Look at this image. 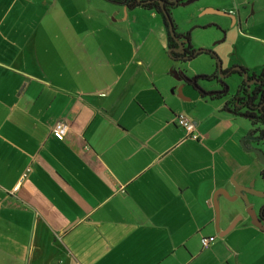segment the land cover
Here are the masks:
<instances>
[{
	"label": "crops",
	"instance_id": "1",
	"mask_svg": "<svg viewBox=\"0 0 264 264\" xmlns=\"http://www.w3.org/2000/svg\"><path fill=\"white\" fill-rule=\"evenodd\" d=\"M94 3L0 0V264H239L242 246L217 233L256 231L241 202L263 167L236 126L217 135L238 118L228 98L181 86L199 74L174 71L160 24L121 54L124 28L102 35Z\"/></svg>",
	"mask_w": 264,
	"mask_h": 264
},
{
	"label": "rangeland",
	"instance_id": "2",
	"mask_svg": "<svg viewBox=\"0 0 264 264\" xmlns=\"http://www.w3.org/2000/svg\"><path fill=\"white\" fill-rule=\"evenodd\" d=\"M102 7L106 9L103 10V14H99L98 11ZM205 9L219 10L226 14L234 13L236 21L232 23L230 17L204 13ZM92 10L94 12L92 23L94 26H101L102 35L110 41L117 38L116 34H113L115 28L122 29L121 26L124 28L125 33L119 32L117 36L120 39V45H124L120 50L125 56L128 55L125 43L128 37H133V40L137 41L139 38H144L148 32L154 38L155 33L152 29L154 24H160L163 27L160 16L148 10H128L126 13L129 16L121 22H114L125 17L121 6L113 5L105 0H95ZM118 10L122 15L118 14ZM169 15L176 33H189L190 45L194 50L202 49L210 52L198 54L183 63L174 62V71L180 69L189 74L198 73L199 75L196 76H210L214 73L218 75L217 65L220 64L221 72H225L221 79L223 85L227 87L225 96L230 98L235 95L241 82L245 81V75L242 76L237 72L240 68L246 70V75H259L264 69V0H197L184 7L170 8ZM46 21L50 22L49 17ZM164 54L169 58L167 48ZM213 82L203 83L198 80L199 85L204 89H209L207 87L209 84H211L210 88H213ZM248 83L249 81L246 82ZM223 85L219 83L216 88L221 90ZM190 89L193 90L191 87ZM235 126L240 131L235 135L239 151L245 152L241 140L251 130L249 120L238 117L230 124L217 123V135L233 136ZM245 129H247L246 135H242ZM253 187L256 191L264 192V180L259 175ZM248 202L253 203L255 209L259 205L260 207L264 205V199L253 196L248 197ZM241 204L244 206V203L241 202ZM253 230L256 231L233 228L227 234L226 238L230 245H240L242 251L244 249L239 258V264H264V233L260 234L257 229Z\"/></svg>",
	"mask_w": 264,
	"mask_h": 264
},
{
	"label": "trees",
	"instance_id": "3",
	"mask_svg": "<svg viewBox=\"0 0 264 264\" xmlns=\"http://www.w3.org/2000/svg\"><path fill=\"white\" fill-rule=\"evenodd\" d=\"M113 5H118L121 6L123 8H125V10H133V9H143V10H148L153 12L154 14H157L160 16L161 21H162V25L165 31V35H166V43H167V49H174L175 48V43L173 42V40L171 39V37L169 36L168 33V29H167V24H166V19L164 17V15L161 12V4H162V8L166 11L167 15L170 18L169 15V9L172 7H177L180 6V4L182 2H184V0H105ZM172 22V21H171ZM173 29L175 30L174 26ZM174 35L180 39L184 41V53L183 54H179V53H175L173 51H169V58L171 59L172 62H185L188 61L190 59H193L195 56H197L198 54L201 53H210L209 51H203L200 50L201 52H199L198 54H194V49H192L191 45H190V40H189V33H175ZM203 51V52H202ZM243 71L245 72L246 70L243 69ZM181 73V72H180ZM223 75L225 74V72H221ZM178 76L180 77V75L178 74ZM181 76L183 78H188L186 77L183 72L181 73ZM247 79L249 80H261V83H256L253 85V87H248L244 81L241 82V84L238 86V89L236 91V94L233 96L235 100L238 101V103L243 102L244 104H255V103H259L264 101V82L262 81V77H264V69L261 70L259 75H248L247 74ZM195 78L196 79V83L199 86L198 80H201L203 83H211L212 81L214 82H218L220 84L223 85V82L221 79H219L217 77V75L214 73L213 75L210 76H194L191 77L189 79ZM189 85V84H188ZM190 87H192L191 85H189ZM209 86V85H208ZM207 86V87H208ZM201 87V86H200ZM224 87V85L222 86V88ZM198 95L200 98H209V99H218V98H226L227 96H225V93H217V92H207L204 91L202 88L198 90ZM230 101H225L223 104V109H227L230 113L234 112L235 115H241L243 118L249 120L250 124H251V128L252 127H263L264 126V113H258L257 116L255 118H253L250 115H253V113H248V112H241L239 110L238 107H230ZM180 114V113H179ZM178 115V114H177ZM177 115L175 116V118L177 117ZM234 115V114H233ZM176 124V122H175ZM259 125V126H258ZM259 176L264 180V170H262L259 173ZM263 212H264V208H263Z\"/></svg>",
	"mask_w": 264,
	"mask_h": 264
},
{
	"label": "water",
	"instance_id": "4",
	"mask_svg": "<svg viewBox=\"0 0 264 264\" xmlns=\"http://www.w3.org/2000/svg\"><path fill=\"white\" fill-rule=\"evenodd\" d=\"M197 0H187V1H184L180 4L181 7H184V6H187V5H190L191 3L195 2ZM161 12L162 14L164 15L165 19H166V24H167V29H168V33H169V36L172 38V40L175 42V44L177 45V49H168L169 51H173L175 53H179V54H183V44L181 41H179L175 35H174V30H173V24L171 22V20L169 19V16L167 15L166 11L162 8V4H161ZM215 13H217V15H220V16H226V17H229L231 16V14H226L222 11H219V10H216ZM199 52H201L200 50H197L194 54H198ZM203 52V51H202ZM217 70H218V75L217 77L219 79H222L224 76L223 74L221 73V70H220V64L217 65ZM244 75L245 77L247 76L246 73L244 72ZM178 82H181V86H184V85H191L192 89L195 90L196 92H198L199 89H201L200 86L197 85L196 83V79L195 78H192V79H189V78H177V77H174ZM227 90V87L224 85V91L223 92H220V93H224L225 91ZM177 93H180L181 97L183 98V94L181 92V88H178L177 90ZM215 93V92H214ZM181 97L177 96V98H179V100H182ZM238 117H242L241 115H238ZM251 131H249L246 135L245 138H243V140H241V144H242V147L244 148L245 152H248V153H251L255 156V159L256 161L262 166L264 167V151L260 150V149H257V148H254V147H251V148H245V144H244V141L248 140V139H253L251 137H249ZM260 138H256V139H253V140H259ZM251 185V184H250ZM248 185V189L251 188V186ZM246 189V188H244ZM251 193H245L243 195V200L242 202L244 203V207H245V213H246V216L249 218V224L255 228H257L258 230L260 231H264V227L261 226V221L260 219L258 218V211H261L263 212V207H261L259 210H255L254 208V204L253 203H249L248 202V197L249 196H253L255 198H262L264 199V192H260V191H256V190H253V188H251ZM218 210L220 211V206H218ZM225 211H227V208H225ZM218 223V221H217ZM217 225V224H216ZM236 225V222H232L228 227L227 229L223 232V234H218V237L222 238L225 234L229 233L232 228Z\"/></svg>",
	"mask_w": 264,
	"mask_h": 264
},
{
	"label": "flooded vegetation",
	"instance_id": "5",
	"mask_svg": "<svg viewBox=\"0 0 264 264\" xmlns=\"http://www.w3.org/2000/svg\"><path fill=\"white\" fill-rule=\"evenodd\" d=\"M125 9V8H124ZM238 12V11H237ZM239 13V12H238ZM229 14V13H228ZM231 16L234 18V20L232 21V19L230 18V20H231V22L232 23H235V21H236V18H235V15H234V13L233 14H231ZM237 20H238V15H237ZM175 28V27H174ZM174 30V29H173ZM174 32H175V30H174ZM176 33V32H175ZM176 37V36H175ZM177 38V37H176ZM172 39V38H171ZM178 39V38H177ZM179 41H181L182 42V44H183V47L185 46L184 45V41L183 40H180V39H178ZM174 42V41H173ZM175 43V42H174ZM183 47H182V49H183ZM192 47V46H191ZM193 48V47H192ZM174 49H177V45L175 44V48ZM194 49V48H193ZM199 50H202V49H199ZM183 51V53H184V49L182 50ZM197 50H194V53L196 52ZM203 51H205V50H203ZM238 73H240V74H242V76L244 75V71H243V68H240V70L239 71H237ZM179 75H181V73H179ZM203 76H205V75H203ZM181 78H182V76H181ZM248 77L246 76L245 77V84H246V82L247 81H249V83L248 84H246L248 87H253V85L254 84H256V83H261V80L259 79L258 81L255 79H253V80H249V79H247ZM262 81L264 82V77H262ZM214 84H212L213 85V87H217L218 86V84L219 83H216V82H213ZM210 85L211 84H209V86H208V88L210 87ZM200 86V85H199ZM201 88L204 90V91H207V92H217V93H220V92H223L224 91V87L223 88H220L221 90H219V89H214V90H205L204 89V87H202L201 86ZM225 94H226V91L224 92ZM236 94V93H235ZM227 101H230V107H238L239 108V110L241 111V112H248V113H253V115H250V116H252L253 118H255L256 116H257V114L258 113H264V101H262V102H259L258 104L257 103H255V104H244L243 102H240V103H238V101L237 100H235L234 99V97H230V98H228L227 99ZM232 114H235L234 112H232ZM251 133H250V135H249V137H251V138H253V139H256V138H260L259 140H249V142H244V144H245V146L247 147L248 146V148H251V146L252 147H254V148H257V149H260V150H262V151H264V126L263 127H252L251 128ZM260 145H262V147H259ZM250 146V147H249ZM262 170H264V167H263V169ZM259 213H258V218L260 219V221L262 222L261 223V226L262 227H264V212H261V211H258ZM263 233H264V231H263Z\"/></svg>",
	"mask_w": 264,
	"mask_h": 264
},
{
	"label": "built area",
	"instance_id": "6",
	"mask_svg": "<svg viewBox=\"0 0 264 264\" xmlns=\"http://www.w3.org/2000/svg\"><path fill=\"white\" fill-rule=\"evenodd\" d=\"M176 125L183 129L187 137L191 140H198L199 135L195 131V124L183 114H178L175 118ZM52 135L57 139H63L67 134V126L58 121L51 128ZM214 237H203L200 240L201 248L207 249L213 242Z\"/></svg>",
	"mask_w": 264,
	"mask_h": 264
}]
</instances>
